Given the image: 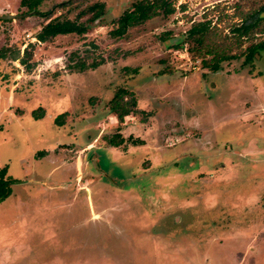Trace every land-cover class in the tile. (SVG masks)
<instances>
[{
    "label": "rangeland",
    "instance_id": "rangeland-1",
    "mask_svg": "<svg viewBox=\"0 0 264 264\" xmlns=\"http://www.w3.org/2000/svg\"><path fill=\"white\" fill-rule=\"evenodd\" d=\"M67 1L44 0L46 18L0 0L21 16L0 19V170L20 182L0 201V264H264V51L215 73L188 39L195 22L231 36L264 0H169L124 37L141 0ZM55 18L88 32L40 43ZM120 89L138 110L123 123Z\"/></svg>",
    "mask_w": 264,
    "mask_h": 264
},
{
    "label": "trees",
    "instance_id": "trees-1",
    "mask_svg": "<svg viewBox=\"0 0 264 264\" xmlns=\"http://www.w3.org/2000/svg\"><path fill=\"white\" fill-rule=\"evenodd\" d=\"M63 2L57 7L65 8L70 2ZM44 0H22L21 5L26 7L29 12H34L37 16L49 17L50 12L43 13L40 11V6ZM131 11H127L119 20L118 27L113 30V35L117 37H124L128 30L132 27L142 25L147 21L157 17L160 14L170 16L175 13V8L169 0H141ZM105 11L104 3H97L91 6L86 11H83V16L90 15L88 22L100 20ZM258 15L253 17L252 15ZM251 16L250 21H246L247 15H242L241 19L245 22L241 26L234 24L232 35L224 34V29L211 27V22L193 23L192 28L188 32V39L194 45L192 53L198 55L202 59L203 67L212 72H219L222 65L226 62H231L245 56V62L251 63L256 60L258 53L264 51V41L255 43V36L264 33V4L258 10L248 14ZM263 27V28H262ZM88 32V26L84 23L72 21L69 19L60 20L59 18L50 19V22L45 25L41 32L36 35V39L40 43L50 42L57 36L61 35H85ZM250 43V46L242 51L245 43ZM181 47V46H178ZM5 57V52L0 50V59ZM31 57L30 51H25L23 57L20 53L14 58L19 60L21 65L30 70L29 59ZM137 102L133 95L123 89L118 90L117 94L111 101V112L123 123L124 119L131 114L137 113ZM62 114L56 118V124L63 125ZM118 140L110 142L113 147H120L125 143L121 136L116 137ZM18 182L8 176V167L0 170V201H5L12 194V184Z\"/></svg>",
    "mask_w": 264,
    "mask_h": 264
},
{
    "label": "water",
    "instance_id": "water-1",
    "mask_svg": "<svg viewBox=\"0 0 264 264\" xmlns=\"http://www.w3.org/2000/svg\"><path fill=\"white\" fill-rule=\"evenodd\" d=\"M17 18H21V16H15V15L0 16V19L2 20H15Z\"/></svg>",
    "mask_w": 264,
    "mask_h": 264
},
{
    "label": "flooded vegetation",
    "instance_id": "flooded-vegetation-1",
    "mask_svg": "<svg viewBox=\"0 0 264 264\" xmlns=\"http://www.w3.org/2000/svg\"><path fill=\"white\" fill-rule=\"evenodd\" d=\"M13 179H14V178H13ZM16 180H17V179H16ZM18 183H20L19 180H18V182L14 183V184H18ZM14 184H12V185H14Z\"/></svg>",
    "mask_w": 264,
    "mask_h": 264
},
{
    "label": "crops",
    "instance_id": "crops-1",
    "mask_svg": "<svg viewBox=\"0 0 264 264\" xmlns=\"http://www.w3.org/2000/svg\"><path fill=\"white\" fill-rule=\"evenodd\" d=\"M8 247V246H7Z\"/></svg>",
    "mask_w": 264,
    "mask_h": 264
}]
</instances>
